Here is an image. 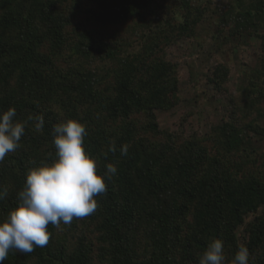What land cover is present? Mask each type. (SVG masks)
<instances>
[{"label":"trees","instance_id":"trees-1","mask_svg":"<svg viewBox=\"0 0 264 264\" xmlns=\"http://www.w3.org/2000/svg\"><path fill=\"white\" fill-rule=\"evenodd\" d=\"M67 1L0 0V112L14 107L19 121L44 117L43 130L29 121L20 146L0 162V190L7 189L0 220L18 206L28 170L55 158L53 126L61 121L84 123L85 148L97 158L98 173L108 163L117 173L95 197L93 214L58 228L50 224L47 246L28 254L12 249L3 264H199L217 238L224 242L225 264L241 246L249 250V264H264V161L249 136L231 122L213 129V150L197 136L180 144L171 135L165 142L152 140L149 134L159 132L156 111L179 102L176 66L156 53L157 38L131 61L119 58L90 30L74 28L71 40L65 30L83 0H74L69 17L63 8ZM87 1L97 3L99 13H91L99 21L112 23L139 13L138 3L145 0ZM190 3L183 0L182 6ZM229 3L219 12L231 37L264 29V0ZM145 7L153 6L147 1ZM197 22L186 17L167 27L191 35ZM66 56L73 64L59 67ZM97 58L119 61L104 90L110 71L97 75L81 66ZM228 74L219 66L210 80L220 86ZM112 144L115 152L108 151ZM125 144L128 153L122 155ZM260 161L262 173L249 169Z\"/></svg>","mask_w":264,"mask_h":264},{"label":"rangeland","instance_id":"rangeland-1","mask_svg":"<svg viewBox=\"0 0 264 264\" xmlns=\"http://www.w3.org/2000/svg\"><path fill=\"white\" fill-rule=\"evenodd\" d=\"M147 1L152 8L145 7ZM182 1L145 0L140 7L138 3L139 13L112 23H102L91 13V10L99 13L97 3L83 0L82 8L65 31L72 40L74 28L90 30L102 39L104 45L116 50L119 58L129 61L143 53L150 39L152 42L157 38L161 47L156 53L176 66L180 91L179 102L174 108L156 111L159 132L149 134V137L165 142V136L171 135L180 144L197 136L213 150L214 142L210 139L213 129L237 122L256 148L257 158L264 161V139L258 133L264 128V29L252 36L245 33L231 37V27L223 29L220 25L225 16L219 12L227 9L229 0H191L188 8L182 6ZM67 2L63 8L69 17L76 1ZM186 17L198 21L193 25V34L182 35L179 29L167 27L170 23H184ZM165 36L169 37L168 41L164 40ZM71 64L73 59L66 56L59 62V67L67 68ZM118 65L119 61L107 58L81 63L86 70L97 75L104 76L110 71L111 78L102 84V90L109 86L106 82L113 81L114 69ZM219 66L229 71L220 86L210 80L212 72ZM246 124H252L257 132L247 129ZM259 166L262 161L249 169L262 173Z\"/></svg>","mask_w":264,"mask_h":264},{"label":"clouds","instance_id":"clouds-1","mask_svg":"<svg viewBox=\"0 0 264 264\" xmlns=\"http://www.w3.org/2000/svg\"><path fill=\"white\" fill-rule=\"evenodd\" d=\"M16 117L14 107L0 112V162L20 146L29 121H35V130H43V115L30 116L27 121ZM53 135L55 158L28 170L18 193V206L0 220V264L12 249L28 254L36 247L47 246L50 224L58 228L62 223L71 224L74 218L93 214L98 207L95 197L106 192V179L117 173L113 163L106 165L105 172L98 173L97 158L85 148L87 128L81 121H61L53 126ZM108 151L115 152V144ZM120 151L127 155L128 146L123 145ZM6 196L7 189L0 190V200ZM249 255L248 248L241 246L230 264H249ZM225 261L224 242L219 238L211 241L199 258V264H225Z\"/></svg>","mask_w":264,"mask_h":264}]
</instances>
